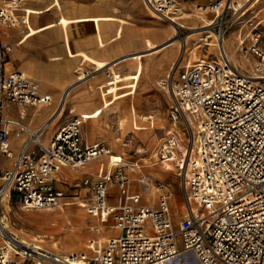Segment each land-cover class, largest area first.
Listing matches in <instances>:
<instances>
[{
	"label": "built area",
	"instance_id": "1",
	"mask_svg": "<svg viewBox=\"0 0 264 264\" xmlns=\"http://www.w3.org/2000/svg\"><path fill=\"white\" fill-rule=\"evenodd\" d=\"M247 1L211 0L208 7L216 16L210 27L219 56L187 66L177 79L165 82L175 110L190 118V138L182 143L170 131L157 146L154 162H172L184 176L187 213L175 223L169 206L172 190L164 183L158 184L163 191L159 206H137L141 195L130 193L132 179L121 169L117 183L122 195L116 204L110 201L109 176L87 178L84 183L92 192L87 211L103 221L113 217L119 233L104 242L89 240L84 251L34 248L4 226L1 208L7 197L19 196L26 210L55 208L67 198L57 185L59 167L85 166L111 148L87 144L77 116L62 124L50 142L43 137L55 114L35 128L24 122L27 107L47 105L51 97L25 71H5L11 47L0 39V155L12 159L5 168L0 159V264H264V72L242 70L222 45ZM24 2L0 0V23L14 26L25 20L18 12ZM144 2L171 22L182 11L178 0ZM260 38L257 30L254 44ZM253 50L263 65L264 50L257 44ZM10 103L21 107V117L10 114ZM17 137L22 142L15 152Z\"/></svg>",
	"mask_w": 264,
	"mask_h": 264
},
{
	"label": "rangeland",
	"instance_id": "2",
	"mask_svg": "<svg viewBox=\"0 0 264 264\" xmlns=\"http://www.w3.org/2000/svg\"><path fill=\"white\" fill-rule=\"evenodd\" d=\"M50 1H25L23 10L29 15L30 26L22 29L19 26L21 24L20 21L15 26L20 27L19 29L22 32L25 30L24 32L27 35L26 39L40 32V30L50 28L57 24L60 25L64 37L69 41V28L75 22L94 19L98 22L101 20L124 22L128 23V27L131 30L128 35L129 38H126V42H129L135 49L123 56L125 58L133 54L143 55L141 56L142 62L140 64L144 66L137 87L124 88L135 91L125 95L123 98L115 100L113 104L107 107H105L104 101L111 97V90L109 86L101 88L103 108H106L101 113V108L95 109L99 103L97 98L91 101H84L83 95L76 96V90L89 89L99 92V86L112 78L110 73L117 72L118 75L122 76L135 73L139 60L133 62V60L125 58L111 68V70H106L110 67V64L116 63L115 61L117 60L111 63L106 59L92 58V55L88 51L83 50L82 52L79 51L76 53L69 47V56L79 54L84 60H89L85 64L81 63L75 69H71L72 72L74 71L76 73V77H78L76 80L70 82L67 87L69 88L73 85V95L71 94L70 99L73 108L79 114L69 104L58 117L54 115L56 122L53 127L57 129L74 116L84 121L81 118V109L86 110L87 113L89 110L94 109L89 113H93L95 110L97 115L101 113L97 118L100 130L97 134H93V126L90 122L86 123L84 121L86 137L93 135V137L96 136L97 138L110 141L109 146L112 148V152L91 160L82 167L63 166V169H60L61 166L59 167L60 170L58 169L55 175L57 177V185L62 187L67 194L65 201L72 202V207L83 211L86 217H91V214L87 211V207L79 206L80 200L85 201L87 204L92 200V192H90V187L85 185L84 180L89 178L92 181H96L104 176H109L111 178L109 181L110 200L115 204L118 203L122 195L117 183L118 171L121 169L124 174H127L132 179L130 193H138L141 195L140 202L136 204L137 206L145 204L159 206L163 191L158 189V184L164 183L166 187L172 190L169 206L174 212L173 217L175 220H180L181 216L187 213V208H185L183 203L184 190L182 188V182L184 176L178 172L177 167L172 162H169L172 167L160 163H152L157 146L162 143L170 131L177 134L181 138L182 143H188L190 138L188 115L183 110L179 112L175 110L172 95L169 92L168 85L163 80L170 82L171 80L168 78L170 73H172L170 79H175L178 73L188 66L187 63L196 59V57L212 59L219 56L218 45H204V41L199 40V36L195 34L189 37L191 40L187 47L183 49L179 46L178 41L179 39H183V36L195 32L192 24L183 19L185 23V26L182 27L183 34L181 32L174 35L170 22L167 19L156 16L155 12L145 4L144 0H106L104 3L102 0H62V3L66 6L63 10H57L55 7L53 9L51 7L47 8L45 5H49ZM240 1L242 3L244 0ZM254 1L248 0L247 3L243 4L241 11L229 24L230 29L225 36V42H223L229 51L233 39L236 38V44L240 46L238 50L240 58L250 61V63H247V67L237 61L238 65H241L242 70L249 73L252 69H256L251 66V62L255 66L261 61V58L254 52L253 48L257 44V47L264 50V6L262 4L264 0L256 3ZM195 2L199 3L198 0H195ZM209 2L210 0L205 4H209ZM179 3L181 7H184L183 3ZM201 4L205 5L204 2H201ZM104 7L108 9L109 13L114 15H86V13L88 14V8L99 10ZM28 10L32 11V13ZM18 12L22 14V10ZM45 12L48 13L45 14ZM80 12L81 15L84 13L86 16L73 17L79 16ZM41 14L45 15L38 18V20L42 19V21L50 22L59 19L50 22L46 26L43 25L44 27L35 26L34 19ZM115 15L123 17L120 18ZM206 29L209 32L204 33L202 36L207 37L211 34L212 37L209 40L217 41L214 29L210 26ZM142 30L144 31L142 32ZM257 30H260L261 38L254 44V33ZM52 31L54 34L61 35L59 26L53 27ZM133 31L138 32L133 33ZM4 44L5 46H10L12 50L10 43L4 41ZM11 56L12 54L9 53L8 59H11ZM43 59H49L46 53L43 54ZM168 59H170L169 62L167 61ZM63 61L65 59H60L58 64L64 63ZM231 62L235 63V61ZM92 65L96 66V68ZM160 66L164 67L160 72H157L155 68ZM261 66L263 68L261 71L264 72V64ZM132 81L134 82V79L125 80L121 84ZM61 96L59 97V102ZM58 107L53 109V113L57 112L56 109ZM38 108H41V106L34 107V111L29 113L27 117L29 125L33 127L37 126V119L40 120L38 115L35 114ZM41 116L43 117L44 115ZM0 159H2V166L10 163V159L6 158L2 153ZM147 162L151 164L145 165L144 168L138 167V164ZM145 176H147L148 183L141 181ZM129 203H133V201L129 199ZM51 212L46 209L26 210L22 207L19 196H14L11 199V210H8L4 203L1 208V213H3L4 219L9 223L11 231L18 236L21 235L36 243L40 239H44L41 243L51 249H53V243L56 239L61 240L63 238L61 233H57V229L65 230V228L73 229L74 227L81 229V241L63 245L60 249L61 253H68L74 250H87V244L92 238H103L106 240V237H109L110 234L117 233L113 217L108 221H103L100 217L95 216L96 218H87L81 224H75L74 220L71 221L65 216L51 217L48 221H45L43 215ZM37 235L41 236L36 239Z\"/></svg>",
	"mask_w": 264,
	"mask_h": 264
},
{
	"label": "crops",
	"instance_id": "3",
	"mask_svg": "<svg viewBox=\"0 0 264 264\" xmlns=\"http://www.w3.org/2000/svg\"><path fill=\"white\" fill-rule=\"evenodd\" d=\"M104 1L106 0H102L103 3ZM22 8L24 9V4L22 5L20 11L22 10ZM47 13L48 12H45V14ZM45 14H41L34 19L35 26H43V25L46 26L50 22L57 21L59 19L58 18L57 20H52L50 22H47L45 20L42 21V19L38 20V18H40L41 16ZM82 14L83 15H81V12H80L79 16H73V17H81V16H86V15L103 16L104 14L114 15L112 13H109L108 9L105 7L99 10L88 8V14L87 13L86 15L84 13ZM117 17L122 18L123 16L122 17L117 16ZM10 26L0 27V39L3 45H5L4 41L12 45L11 52H6L5 61H4L5 71L7 73L15 71V70L25 71L29 75V77H31L32 79H35L39 85L41 82V84L43 85V86L40 85L41 93L48 94L51 97V101L49 102V104L41 106V108H38L37 112L35 113L38 115L40 119V120L37 119L36 121L37 126L42 124L46 119H48L53 114V111H54L53 109H55V107L56 108L58 107L59 97L61 96L63 91L67 89L70 82L76 80V78L78 77V76L76 77V73L74 71L72 72L71 69L72 68L75 69L77 65L81 63L85 64L87 61H89V60H84L83 57L79 54H77L76 56H69V47L72 48L76 53L79 51L82 52L83 50L86 52L88 51L92 55V58L103 59V60L106 59L108 62H111V63L114 62V60H117L115 61L116 63L111 64L113 65V67L116 64L120 63L121 61H123L124 54L131 52L135 49L129 44V42H126V38L127 37L129 38L128 36L130 34L129 31H131L128 27V23L119 22V21L101 20L100 22H98L94 19V20L75 22L69 28L70 30L69 41H67L66 38L64 37L63 31L61 30V27L58 24L51 26L50 28L40 30V32L33 34V36L29 37L28 39H26L27 35L24 32L25 30L22 32L19 29L20 27H16L15 25L13 27H10ZM55 26H59L61 35H57L56 33L54 34V32L52 31V28ZM143 31L144 30H142V32ZM137 32L133 31V33H137ZM9 53L12 54L11 59H8ZM44 53L48 55L49 57L48 60L43 59ZM60 59H65L66 62L63 61L64 63L58 64ZM127 59H131L133 60V62H137V60H139L137 63L138 67H139V62H142V57L141 59H137V58H133L132 56H130V57H127ZM169 60L170 59H168L167 61L169 62ZM92 66L96 68V66L94 65ZM138 67H136V70H135L137 73H138ZM163 67L164 66H160L155 69L157 70V72H160ZM106 70H111V68H107ZM180 72L178 73V76ZM129 74H133V73H129ZM33 75H35L36 77H33ZM110 75L113 76L114 73H110ZM178 76L175 77V79H177ZM99 89H100L99 92L89 90V89L88 90L84 89V90L79 91L78 89L76 90V96L83 95L84 101H91L97 98L99 103H98V107H96L95 109L101 108L102 109L101 113H102L103 110L106 108H103V102H102L103 97L101 96L102 94L101 88ZM70 96L68 98L67 103L68 105L71 104L72 106ZM34 107H37V106H34ZM34 107H27L26 115L23 119L24 122L28 123L27 117L29 116V113L34 111L33 109ZM20 108L21 107L18 104L10 103L9 112L15 118L21 117ZM73 109L74 111L77 112L75 108ZM93 110H89V112ZM89 112L87 113L86 110L81 109V113L85 117L84 121L86 123L90 122V124L93 126L92 128V130H94L93 134H97L100 130L97 118L100 116L101 113L97 115L96 110L93 113H89ZM77 114H79V112H77ZM41 115H44V116L42 117ZM84 121H83V138H85V141L87 144L103 143L106 146L110 145L111 142L106 141L105 139L103 140V139L97 138L96 136L93 137V135L86 137ZM57 129H54L53 127V130L49 134V137H48L49 140L47 142H50L51 137L53 136V134L56 132ZM13 140H15L14 150L15 152H17L19 145L22 142V138L17 137V138H14ZM111 152H112V148H111ZM10 163H11V159H10ZM10 163L6 166L1 165V167L3 168L9 167ZM152 163L158 164V163H155L154 160L152 161ZM1 164H2V159H1ZM60 169H63V166H61ZM110 198H111V194H110ZM172 215L174 216L173 210H172ZM183 216H181L180 220L182 219ZM110 218L111 217L109 216V218H107L105 221H108ZM173 219L175 223H178L180 221V220H175L174 217ZM116 234L118 233L115 232L114 234H110V236L116 235Z\"/></svg>",
	"mask_w": 264,
	"mask_h": 264
},
{
	"label": "bare ground",
	"instance_id": "4",
	"mask_svg": "<svg viewBox=\"0 0 264 264\" xmlns=\"http://www.w3.org/2000/svg\"><path fill=\"white\" fill-rule=\"evenodd\" d=\"M33 1H37V2H42L43 1L44 2L45 0H33ZM178 1L183 3L185 8L182 7V9H181L182 11H181L180 16H177V18H174V20H173L174 22L169 21L171 28H173L174 35H177L178 33H181L183 31L182 27L185 26V23L183 22V19H185L187 22L192 24V28H193V30H195V32L183 36V39H179V41H178L179 42V46H181L183 49L186 48L187 45L189 44L190 40H191L189 37L191 35H195V34L199 36V40H203L204 41V43H203L204 45L213 46V45L217 44L216 43L217 41L209 40V38L212 37L211 34L208 35L207 37H203L202 36L204 33L209 32V30H207L206 28H208L212 24L213 18L216 16V11L209 9L208 4H205L209 0H198L199 3H196L195 0L194 1L193 0H178ZM258 1H260V0H255L254 3H256ZM201 2H204L205 5L201 4ZM262 4L264 6V1H263ZM47 5H45L47 8L51 7L53 9L55 7L57 10H61V9L63 10L66 7L64 5V3H62V0H51L49 5L48 6ZM240 7L242 8V5ZM22 11H23L22 14L25 15L26 19L21 21L20 22L21 24H19V26L21 28H25V27L28 28L30 26L29 15H28V13L24 12L23 8H22ZM28 11H30V10H28ZM30 13H32V11H30ZM156 16H159L161 18L166 19L165 17H163L159 13L156 14ZM62 19L66 20L65 18H62ZM0 26H10V25L0 23ZM10 27H13V26L11 25ZM181 34H183V32ZM223 42H225V37L223 38ZM236 43H237V40H236V38H234L232 43H231L229 51L227 50L225 43H223L222 45L225 46L226 54H227V57L229 58L230 61H235V63H237V64H235V63L234 64L236 66L240 67V68H241L242 64L247 67V63H250V61L242 60L240 58L239 53H238V50H239L240 46L238 44H236ZM141 56L142 55H140V54H133L132 55L133 58H137V59H141ZM125 58H127V57H125ZM202 60H203L202 58L196 57V59H194L192 61H189L187 63L188 67L196 65V63L198 61H202ZM237 61H239L241 63L240 66L238 65ZM261 65H262L261 61H259V63L256 64L255 66L251 62V66L256 68L255 70L252 69L251 73H259V72H257V70L263 69ZM109 66H110L109 68H113V65L110 64ZM143 67L144 66L141 65L140 62H139L138 73L136 72V73H133V74H125L124 76H122V75H118L117 72H115L110 80H107L105 83H102L99 86L100 88H104L106 86H109L110 90H111V97L109 99H106V101H104L105 107L113 104L115 100H117L119 98H123L125 95L133 93L135 91V90H128V89H124V88L125 87H137L138 81L140 80V77L142 75ZM170 76H172V73L169 74V77ZM33 77H36V76L33 75ZM129 79H134V82L132 81V82H126L125 84H121L125 80H129ZM166 81L163 80V82H166ZM40 85H42L41 82H40ZM122 89H124V90H122ZM65 91H66V93L64 94ZM64 92L62 93L63 96H61V99H60V102H59L60 105H59V107L57 109V112L53 113V115L55 114V115H57V117L60 114H62V112L66 109V107L68 105V103H67L68 102V98H69L70 94H72V92H73L72 91V87L65 89ZM81 115H82L81 118H83V120H84L85 119L84 115L82 113H81ZM187 118H188V121H189L190 118L189 117H187ZM52 121L53 122L51 123L50 128L48 129L47 133L43 137L45 142H47L49 140L48 139L49 134L51 133V131L53 129V126H54V124L56 122L55 118ZM189 126H190V123H189ZM149 164H151V163L147 162V163H144V164H138V167L139 168H141V167L144 168L145 165H149ZM166 165L168 167H172L169 162ZM141 181L143 183H148L147 182V176L142 178ZM72 204H73L72 202L66 200V201L62 202L60 205L56 206L58 208H56V207L55 208H51L52 210L51 209H46V210H50L52 212L49 213V214L43 215V219L45 221L46 220L48 221V219L51 218V217L55 218V217H59V216L60 217L61 216L62 217L65 216V217L69 218V220H71V221L74 220L75 224H81L82 222H84V220H87V218H89V219L96 218L95 216H97V215L93 214V213H90L91 217H86V215L83 214V211L76 209V207H72L71 206ZM4 205L8 208V210H11V198L10 197H7L4 200ZM86 205H87V203L85 201L80 200L79 206H81V207L84 206L85 207ZM37 209H42V208H37ZM97 217H99V216H97ZM3 222H4L5 228L10 233L14 234V236H16L17 238H20L22 241H24L26 243H29L30 245H32V247L37 248L39 246V247H43V248H48L44 244L41 243V241L44 240V239H40L39 242L36 243V242H33L30 239H27V238H25V237H23L21 235L18 236L13 231H11V229L9 227V223H7V221L4 218H3ZM116 229H117V233H118L119 229L118 228H116ZM56 231L59 234L61 233L63 235V238L61 240H57L56 239V241H54L53 249L48 248V249H51V250H54V251H59L60 252V249L63 247V245H65V244L69 245V244H71L73 242L81 241V239H82V235H81L82 231H81V229H79L77 227H74L73 229L65 228V230L57 229ZM39 236H41V235H37L36 239H38ZM40 238H42V237H40ZM52 238H53V236H52ZM107 238L108 237H106V239ZM92 239H96V238H92ZM0 240H1L0 243L2 244L3 240L2 239H0ZM98 240L101 241V242L105 241L103 238H99ZM168 264H170V263H168Z\"/></svg>",
	"mask_w": 264,
	"mask_h": 264
}]
</instances>
